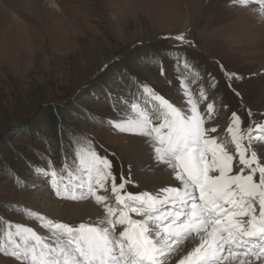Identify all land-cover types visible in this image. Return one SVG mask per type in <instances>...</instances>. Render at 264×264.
Masks as SVG:
<instances>
[{
	"label": "rangeland",
	"instance_id": "374dc122",
	"mask_svg": "<svg viewBox=\"0 0 264 264\" xmlns=\"http://www.w3.org/2000/svg\"><path fill=\"white\" fill-rule=\"evenodd\" d=\"M3 1L0 243H7L16 224L46 235L43 223L49 219L74 225L89 221L87 215L68 219L54 209V203L60 208L75 202L56 197L37 173L49 160L66 176L74 155L95 145L112 160L117 174L127 175L133 160L142 175V162L126 154L130 137L109 131V118L133 117L148 99L142 88L137 92L122 79L125 70L135 71L142 82L178 104L183 96L179 80L188 83L199 73L200 86L218 109L214 126L225 127L230 107L245 127L248 110L264 122V22L233 7L231 0H47L44 24L22 8L21 0L18 5ZM181 32L194 48L178 51V42L162 40ZM186 59L195 66L185 69ZM106 64L110 67L104 72ZM221 65L242 77L233 80L239 96L228 89ZM208 73L216 77L218 89L211 87ZM223 104L230 105L227 111ZM144 187L129 185L128 190ZM0 264L18 262L0 252Z\"/></svg>",
	"mask_w": 264,
	"mask_h": 264
},
{
	"label": "snow or ice",
	"instance_id": "6c2138e0",
	"mask_svg": "<svg viewBox=\"0 0 264 264\" xmlns=\"http://www.w3.org/2000/svg\"><path fill=\"white\" fill-rule=\"evenodd\" d=\"M231 3L264 22V0ZM169 39L178 42V51L195 47L183 32L162 37ZM183 66L195 64L186 59ZM221 71L235 92L233 80L242 77L223 65ZM199 75L179 80L178 104L125 70L122 79L148 99L133 117L109 118V131L129 136L126 154L147 168L137 175L129 160L128 174H117L95 145L74 155L66 176L49 160L37 173L56 197L78 205L72 209L77 219L87 215L89 221L49 219L43 223L46 235L16 224L0 252L18 264H264V122L248 110L244 127L241 115L231 111L226 128L214 126L218 109ZM208 77L218 89L216 77ZM141 184L139 192L128 190Z\"/></svg>",
	"mask_w": 264,
	"mask_h": 264
},
{
	"label": "bare ground",
	"instance_id": "6f19581e",
	"mask_svg": "<svg viewBox=\"0 0 264 264\" xmlns=\"http://www.w3.org/2000/svg\"><path fill=\"white\" fill-rule=\"evenodd\" d=\"M4 2L5 1L0 0V5ZM46 2H47V0H21V5L25 11H27L32 16H34V14H35L36 18L39 19V21H41L43 23L44 21H46L48 19L47 17H45V19H42V15L48 11V4L49 3L47 4ZM15 4H17L16 0H15ZM4 12L2 10L0 11V19H4L6 17ZM45 15H47V14H45ZM48 15H49V13H48ZM56 19H57V17L54 18V20L52 22H54ZM59 19H61V18H59ZM53 25H54V23H53ZM147 166H148L147 164L142 165V167H144L145 169L147 168ZM53 207L56 210V212L61 216L65 215L66 217H68V219L69 218H77L75 214H72V209L78 207V205H76L75 203L65 202L64 204H62V206H60V208L57 207V203H54Z\"/></svg>",
	"mask_w": 264,
	"mask_h": 264
}]
</instances>
